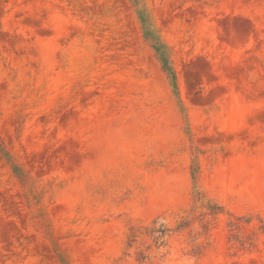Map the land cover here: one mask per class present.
Masks as SVG:
<instances>
[{
    "label": "rangeland",
    "instance_id": "rangeland-1",
    "mask_svg": "<svg viewBox=\"0 0 264 264\" xmlns=\"http://www.w3.org/2000/svg\"><path fill=\"white\" fill-rule=\"evenodd\" d=\"M0 264H264V0H0Z\"/></svg>",
    "mask_w": 264,
    "mask_h": 264
}]
</instances>
